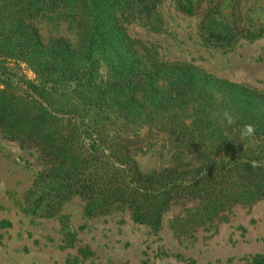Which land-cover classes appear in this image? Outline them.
<instances>
[{
  "label": "trees",
  "instance_id": "1",
  "mask_svg": "<svg viewBox=\"0 0 264 264\" xmlns=\"http://www.w3.org/2000/svg\"><path fill=\"white\" fill-rule=\"evenodd\" d=\"M161 1L0 0L1 138L38 149L50 166L28 203L33 215H53L78 196L87 216L124 205L135 224L158 233L179 201L196 205L186 220L199 226L264 200V100L189 64L138 59L125 26L149 22ZM177 7L195 14L190 2ZM45 19L54 30L47 38L38 27ZM68 23L76 42L59 32ZM255 24L237 1L207 0L201 39L218 49L254 42L264 20ZM224 110L234 124L213 118ZM245 124L255 135L241 140ZM144 141L170 144L173 166L141 171L132 148Z\"/></svg>",
  "mask_w": 264,
  "mask_h": 264
},
{
  "label": "rangeland",
  "instance_id": "2",
  "mask_svg": "<svg viewBox=\"0 0 264 264\" xmlns=\"http://www.w3.org/2000/svg\"><path fill=\"white\" fill-rule=\"evenodd\" d=\"M182 1L194 6V16L182 14L178 0H162L149 22L125 26L138 59L189 64L264 100V37L224 49L210 47L200 34L207 0ZM235 1L255 26L263 22L264 0H226ZM222 12L226 15L228 8ZM38 27L44 38L54 35L48 20ZM59 32L78 40L74 25L64 24ZM132 150L143 172L173 166L170 144L144 141ZM49 167L38 149H23L0 134V264H254L264 258V200L235 205L199 226L186 220L196 205L179 201L164 213L158 233L135 224L124 205L87 216L88 201L78 196L64 200L53 215L46 216L44 209L33 215L28 203L39 195L35 183Z\"/></svg>",
  "mask_w": 264,
  "mask_h": 264
},
{
  "label": "clouds",
  "instance_id": "3",
  "mask_svg": "<svg viewBox=\"0 0 264 264\" xmlns=\"http://www.w3.org/2000/svg\"><path fill=\"white\" fill-rule=\"evenodd\" d=\"M221 115L223 117V120L226 121L228 125H232L236 122L235 118L227 110H224L222 113L217 111V112H214L212 114L213 118H216L217 116H221ZM254 135H255V126L254 125L245 124L240 129L241 140L250 139V138L254 137ZM253 166H255V164Z\"/></svg>",
  "mask_w": 264,
  "mask_h": 264
}]
</instances>
